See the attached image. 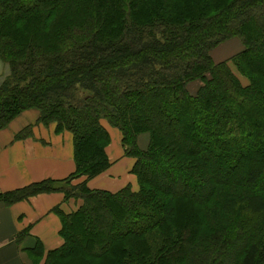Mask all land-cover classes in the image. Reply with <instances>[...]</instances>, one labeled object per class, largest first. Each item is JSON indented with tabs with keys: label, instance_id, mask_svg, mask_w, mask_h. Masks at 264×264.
Here are the masks:
<instances>
[{
	"label": "trees",
	"instance_id": "1",
	"mask_svg": "<svg viewBox=\"0 0 264 264\" xmlns=\"http://www.w3.org/2000/svg\"><path fill=\"white\" fill-rule=\"evenodd\" d=\"M229 39L240 50L216 61ZM0 60V130L34 110L72 136V173L0 192L75 204L52 209L44 264H264V0H0ZM103 120L137 190L72 183L110 165Z\"/></svg>",
	"mask_w": 264,
	"mask_h": 264
},
{
	"label": "crops",
	"instance_id": "2",
	"mask_svg": "<svg viewBox=\"0 0 264 264\" xmlns=\"http://www.w3.org/2000/svg\"><path fill=\"white\" fill-rule=\"evenodd\" d=\"M212 57L220 61L228 56ZM7 73V65L0 60V83ZM195 89L196 85H190L191 92ZM37 117V111H23L0 130V192L47 178L62 179L75 169L71 134L67 131L57 133L54 123H37ZM102 124L110 134V142L105 148L110 165L90 179L77 178L78 183L85 182L90 189L109 192H117L128 185L137 190V178L131 172L135 159L124 154L119 130L107 121ZM28 125L31 134L17 137V133ZM148 140L146 133L137 136L140 148H145ZM56 206L69 211L75 204L64 202L60 192L37 194L10 205L0 202V264H44L47 251L62 244L61 221L52 211ZM26 228H29L28 235L22 236L17 243V234ZM36 240L44 248L40 256L28 251Z\"/></svg>",
	"mask_w": 264,
	"mask_h": 264
},
{
	"label": "rangeland",
	"instance_id": "3",
	"mask_svg": "<svg viewBox=\"0 0 264 264\" xmlns=\"http://www.w3.org/2000/svg\"><path fill=\"white\" fill-rule=\"evenodd\" d=\"M241 45L242 44L239 42L238 39H229V40L222 42L221 44H218L214 49H212L211 55L220 56V57H225V56L229 57L233 55L234 53H237L240 50ZM75 182H78L77 178L72 183H75Z\"/></svg>",
	"mask_w": 264,
	"mask_h": 264
}]
</instances>
